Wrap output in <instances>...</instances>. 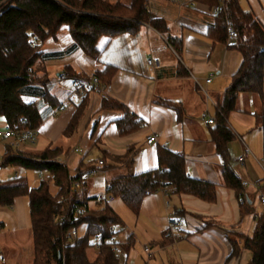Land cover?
Returning a JSON list of instances; mask_svg holds the SVG:
<instances>
[{
  "label": "crops",
  "instance_id": "obj_1",
  "mask_svg": "<svg viewBox=\"0 0 264 264\" xmlns=\"http://www.w3.org/2000/svg\"><path fill=\"white\" fill-rule=\"evenodd\" d=\"M120 1L128 3L129 0ZM239 4L243 10L252 11L264 25V0H239ZM147 7L154 16L165 21L167 30L161 33L150 24L142 23L135 34L102 37L97 42L100 56L95 61L79 49L65 53L71 44L66 26L60 28L55 39L46 40L40 49L46 57L37 64L36 75L41 78L46 75L45 87L57 99L58 106L53 108L41 98L24 96L25 102H35L42 122L30 140L0 139V162L6 146L13 148L16 142L19 143L16 150L30 154L41 153L56 145H67L68 152L64 147V151L55 158L74 173L80 161L96 164L100 151L120 156L128 147L134 146L137 151L132 166L128 168L109 159L108 171L83 181L81 188L85 189L87 196L100 198L108 196L105 193L110 179L108 175L138 174L156 168L157 147L163 145L184 156L188 176L215 183L216 198L209 203L190 195L170 194V188L166 191L160 189L142 200L137 215L128 213L126 222L119 216V207L114 204L119 199L103 200L123 223L115 234V240L122 247L128 237L133 239L131 248L128 251L123 249V255L118 258L119 264H248L251 253L246 249H241L237 257L226 259L232 250L229 241L231 233L251 236L257 217L263 212L259 197L264 195V130L254 115L261 112L260 101L253 94H239L237 110L227 120L231 130L234 127L243 129L252 143L249 147L236 133V138L228 145L230 168L244 185L243 202L222 185L219 158L210 139L211 126L204 124L200 118L205 109L213 116L215 106H211L210 101L215 104L221 97L241 59L239 53L228 46L229 43H215L206 36L216 6L199 0H148ZM168 38L181 40L179 54ZM150 56L161 60L160 68L153 70L147 66ZM106 65L115 66L116 72L108 85L90 92L89 104L78 130L70 138H64L62 132L80 101L75 93L74 79L93 77ZM208 77L211 81L206 83ZM201 88L206 91L209 100ZM102 97L122 103L143 120L142 128L121 136L114 121L121 118L122 113L99 110ZM255 97L259 105L254 103ZM166 101L182 107L181 121L177 120L174 109L161 104ZM6 128L4 118L0 117V130ZM151 134L156 135L157 141L146 144V137ZM91 143L93 145L90 146ZM83 145L87 151L81 148ZM245 149L249 150V154L243 162H239L238 158ZM29 171L19 166L0 164V185L19 178L27 182ZM37 175L38 182L31 187L37 186L47 173L44 172L42 177L38 172ZM93 203L89 202V207ZM120 204L125 211L126 206ZM27 206L29 209L26 197L16 198L10 206H0V223H3L0 236L7 218L14 221L17 228L25 227ZM172 223L181 229L180 233L169 232ZM80 229L84 230V226ZM22 250L15 249L11 241L9 245L0 241V253L5 262L12 256L20 264H32L29 254ZM90 250L91 253L88 251L87 254L92 259L95 250Z\"/></svg>",
  "mask_w": 264,
  "mask_h": 264
},
{
  "label": "trees",
  "instance_id": "obj_2",
  "mask_svg": "<svg viewBox=\"0 0 264 264\" xmlns=\"http://www.w3.org/2000/svg\"><path fill=\"white\" fill-rule=\"evenodd\" d=\"M199 1L216 6L212 24L206 31L212 42L227 43V25L236 33L228 46L235 49L241 59L228 86L216 100L210 139L219 158L222 185L245 202L243 182L230 168L228 145L236 135L227 120L237 110L239 94H253L261 105V112L254 115L264 130V25L252 11L243 10L239 0H226L223 5L220 0ZM147 3L148 0H129L128 3L120 0H0V117L4 118L7 127L32 132L39 128L42 122L39 108L33 101L25 102L24 96L41 98L53 108L58 106L57 99L45 87L46 80L36 75L37 64L46 57L40 51L42 43L55 39L60 28L66 26L71 44L65 53L79 49L90 60H98L97 42L102 37L135 34L142 23L150 24L161 33L167 30L165 21L154 16ZM168 42L177 54L181 52L180 39L168 38ZM116 70L115 66L106 65L94 73L100 89L109 84ZM89 96L90 91H87L76 105L62 132L64 138H70L78 130ZM161 104L174 109L177 120H182L183 109L179 104L167 101ZM99 110L122 113V117L114 121L121 136L136 132L144 125L141 118L115 99L102 97ZM62 150V146L56 145L41 153L30 154L6 146L1 157L2 166L42 170L47 176L34 187L28 186L22 178L0 185V206H10L19 197L28 199L32 264H119L110 247L103 244L92 259L88 258L87 253L92 249L90 239L97 236L104 240L111 236L109 229L112 225L122 226L123 223L104 199L88 197L83 187L73 186V181L83 183L81 175L95 164L80 161L75 172L71 173L63 162L55 160ZM136 151L134 146L128 147L120 156L100 151L103 170H109V159L129 168ZM157 163L156 168L138 174L127 172L110 177L105 193L121 200L134 215L139 213L141 202L147 195L163 187L170 188V194L190 195L214 202L217 185L188 176L182 154L160 145L157 147ZM50 185L55 187V192H51ZM91 201L94 203L89 207ZM80 207L82 211L77 213ZM82 226L84 230L79 234ZM2 228L3 223H0V231ZM72 230L77 234L70 242L68 233ZM229 241L232 250L226 261L246 249L251 253L248 264H264V210L257 217L251 236L232 232ZM238 241H241L240 246ZM132 245L131 237L122 243L125 251Z\"/></svg>",
  "mask_w": 264,
  "mask_h": 264
},
{
  "label": "built area",
  "instance_id": "obj_3",
  "mask_svg": "<svg viewBox=\"0 0 264 264\" xmlns=\"http://www.w3.org/2000/svg\"><path fill=\"white\" fill-rule=\"evenodd\" d=\"M226 0H220V3L221 5H223V3L225 2ZM226 32H227V43H230L231 41H233L236 37V33L234 31V29L230 26V25H227L226 27ZM243 40H245V37H243ZM147 66L150 68V69H158L160 68L161 66V60L156 57V56H150L148 57L147 59ZM211 81V78L208 77L205 79V82L206 83H209ZM196 84L200 87L201 85L199 84V82L197 80H195ZM74 89H75V93L76 95L81 99L85 93L87 91H90V92H96L100 89V83L98 81V79L96 77H90V78H76L74 79ZM201 90L203 91V93L205 94L206 96V99L209 100V97H208V94L206 93V91L201 88ZM211 103V106H215L214 103ZM200 118L201 120L203 121L204 124L206 125H212L213 124V117L208 113V111L205 109L203 110L201 113H200ZM33 135V132L32 131H28V130H19L17 129L15 126L13 128H10V127H7L6 129L4 130H0V139H4V138H12V139H15V141H18V140H21V139H25V140H30L31 137ZM157 141V137L155 134H151V135H148L146 137V144H153ZM19 146V143L16 142L12 145V147L14 149H16L17 147ZM75 150L77 151H81V149H78L76 148ZM249 154V150L248 149H245L244 152L242 153L241 156H239L238 158V161L239 162H243L244 158ZM55 160H57L55 158ZM59 161V160H57ZM39 176L42 177V174L44 173V171L42 170H39L37 171ZM105 173V170H103V162L102 160H98L97 163L94 165L93 168H91L89 171L87 172H84L82 175H81V179L82 180H85L87 178H89L90 176H94V175H97V174H104ZM263 179H264V175H263ZM82 183L79 182V181H73V186L75 188H79L81 187ZM168 188L167 187H163V190L166 191ZM104 198L105 201H109L112 199V196L111 195H104V196H100V198ZM259 203L262 207V209L264 210V195H260L259 197ZM82 211V208H78L77 209V213L81 212ZM118 228L119 226L118 225H112L109 229L110 233H111V236L104 239V240H101L99 237H92L90 239V243H91V247L92 249L94 250H98L100 245H107L110 247L111 251L115 254V256L117 258H119L121 255H123V248L119 245V243L115 240V234L117 233L118 231ZM172 230H174L176 233H180L181 232V229L179 227H176V225L174 223L170 224L169 226V232H173ZM77 232L75 230H72L68 233V240L70 242H73L74 241V237L76 236ZM145 251H147V248L145 247ZM6 259L4 256H2V254L0 253V263L3 264L5 263Z\"/></svg>",
  "mask_w": 264,
  "mask_h": 264
},
{
  "label": "rangeland",
  "instance_id": "obj_4",
  "mask_svg": "<svg viewBox=\"0 0 264 264\" xmlns=\"http://www.w3.org/2000/svg\"><path fill=\"white\" fill-rule=\"evenodd\" d=\"M44 43L41 44V47ZM45 78H46V75H44L42 79H45ZM254 103H256V105L257 104L259 105V101H258L257 97H255ZM232 130H233L234 134L236 135V133H237L242 138V140L247 143V145L249 147L251 146L252 143H251V141H249L247 136H245V134L243 133V129L234 127ZM92 143H94V142H92ZM92 143L90 144V146L93 145ZM66 146L67 145L63 146V148L64 147L67 148V149H65V148L64 149L66 152H68L69 147H66ZM81 148H83L85 151H87V149L84 145ZM64 149L62 151H64ZM94 155H95V153H93V156ZM112 176H115V175L110 174V175H108V178H110ZM44 178H45V176H44ZM19 180H21V179H19ZM36 182H38L37 172L30 170L27 174V184H28V186L31 187V186L35 185ZM50 190H51V192H55V187L51 186ZM101 191H102V189H100L99 192H101ZM89 193H91L90 190H89ZM26 200L28 201L27 198H26ZM120 203H122L121 200H117L114 204H116L115 206L119 207L118 208L119 212H120L119 216L126 222L127 221V214L128 213H129V215H132V214H131V211L127 207L125 208L126 210L124 211L123 208L121 207L122 204H120ZM28 211H29V209L27 206L26 212H25L26 225L23 228H17L15 222L11 221L9 218H7L6 221H4L6 227L4 229V232H1L0 241L3 245H9V241H11L12 246H14L15 249L22 250V248H23L25 250V254L26 255L29 254V258L31 257L30 260H32L33 255H32V249H31V230H30V219H29ZM129 219H131L130 216H129ZM82 231H83L82 229H79V234H82ZM3 248H4V251L7 252V249L4 246H3ZM89 251L91 253V250H89ZM95 253H96V250H95ZM24 259H25V257H23V260ZM4 264H20V263L14 261L13 257L10 256V258Z\"/></svg>",
  "mask_w": 264,
  "mask_h": 264
}]
</instances>
